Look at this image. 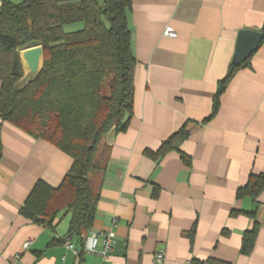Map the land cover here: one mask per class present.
<instances>
[{
  "label": "crops",
  "instance_id": "1",
  "mask_svg": "<svg viewBox=\"0 0 264 264\" xmlns=\"http://www.w3.org/2000/svg\"><path fill=\"white\" fill-rule=\"evenodd\" d=\"M127 22L135 59L133 113L124 132L105 137L109 159L91 228L110 235L107 264H151L161 250L165 264L210 258L264 264V191L249 256L239 249L252 221L230 216L254 209L250 199L236 200L235 192L248 175L264 173V43L250 68L230 81L217 115L203 123L238 34L259 32L264 22V0H131ZM166 28L173 37L163 35ZM184 125L188 138L178 150L189 165L176 151L158 163L144 156ZM0 141V264H101L95 254L76 258L65 249L69 214L62 221L58 215L51 227L18 214L37 181L59 186L70 157L6 123ZM101 242L99 236L98 250Z\"/></svg>",
  "mask_w": 264,
  "mask_h": 264
},
{
  "label": "trees",
  "instance_id": "2",
  "mask_svg": "<svg viewBox=\"0 0 264 264\" xmlns=\"http://www.w3.org/2000/svg\"><path fill=\"white\" fill-rule=\"evenodd\" d=\"M131 0H0V125L9 124L35 140L44 141L70 157L72 163L58 187L37 181L18 214L37 226L51 227L60 213L69 214L66 237L82 249L91 231L102 177L109 159L107 134L124 132L133 113L135 59L127 16ZM81 24L65 32L64 27ZM264 43V22L259 29ZM41 46L43 66L22 90L19 52ZM257 51V50H256ZM255 51V52H256ZM254 52V53H255ZM252 53L238 65L230 63L217 83L206 123L220 108V97L240 70L250 68ZM188 138L186 125L144 156L159 162ZM2 145L0 141V158ZM264 191V173L250 174L235 199H250L254 209L230 212L252 221L241 235L239 254L249 256L256 242L257 199ZM157 196V190L152 197ZM191 229L189 236L192 237ZM190 264H229L207 259Z\"/></svg>",
  "mask_w": 264,
  "mask_h": 264
},
{
  "label": "water",
  "instance_id": "3",
  "mask_svg": "<svg viewBox=\"0 0 264 264\" xmlns=\"http://www.w3.org/2000/svg\"><path fill=\"white\" fill-rule=\"evenodd\" d=\"M260 40L261 34L259 32L252 30L241 31L238 34L232 64L238 65L245 61L257 50ZM18 55L22 77L14 85V88L20 91L32 83L40 73L43 66V49L41 46H35L21 50Z\"/></svg>",
  "mask_w": 264,
  "mask_h": 264
},
{
  "label": "built area",
  "instance_id": "4",
  "mask_svg": "<svg viewBox=\"0 0 264 264\" xmlns=\"http://www.w3.org/2000/svg\"><path fill=\"white\" fill-rule=\"evenodd\" d=\"M163 35L166 37H173L174 33L170 28H166L163 32ZM99 236L102 238L101 248L98 250ZM30 245V242H25L22 246L23 250H27ZM65 249L70 250L76 258L82 253L86 254H95L101 258V264H107L108 253L111 248V239L108 232L97 234L89 231L84 239V245L81 250H78L74 247L69 238H66L63 242ZM16 259L18 257H15ZM63 259V258H62ZM151 264H165V254L164 251H157L152 256Z\"/></svg>",
  "mask_w": 264,
  "mask_h": 264
},
{
  "label": "rangeland",
  "instance_id": "5",
  "mask_svg": "<svg viewBox=\"0 0 264 264\" xmlns=\"http://www.w3.org/2000/svg\"><path fill=\"white\" fill-rule=\"evenodd\" d=\"M9 1L16 4V3H20L22 0H9ZM81 27H82L81 24L69 25V26L64 27V31L65 32H74V31L81 29ZM58 218L61 219V221H62L65 218L64 212L60 213Z\"/></svg>",
  "mask_w": 264,
  "mask_h": 264
}]
</instances>
